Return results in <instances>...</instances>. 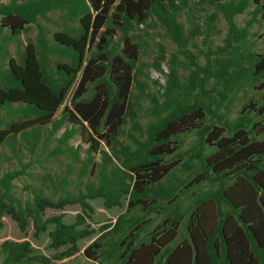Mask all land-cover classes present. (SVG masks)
<instances>
[{
	"label": "trees",
	"instance_id": "trees-1",
	"mask_svg": "<svg viewBox=\"0 0 264 264\" xmlns=\"http://www.w3.org/2000/svg\"><path fill=\"white\" fill-rule=\"evenodd\" d=\"M191 1L11 0L0 4V32L8 29L4 43L32 23L38 28L37 44L25 46L20 62L9 59L0 86V107L25 117L0 128V143L16 134L36 137L40 127L55 124L61 111L62 118L78 125L79 131L89 129L99 139L89 137L88 161L95 165L92 153L101 158L96 183L57 198L38 189H32V197L26 199L16 193L14 181L27 173L24 164L0 173V227L9 216L20 231L31 226L34 236L47 233L54 251L46 255L27 239H5L0 242V264H53L79 253V241L92 235L81 252L89 264H264V34L261 52L252 49L247 38L257 14L264 16L263 1L193 0L213 5L223 14L228 25L225 45L208 48L204 65L183 49L188 60L186 83L171 66L161 103L146 90L137 69L142 34L148 35L139 26L159 20L178 47L184 48L187 38L178 14ZM250 5H254L252 17L239 28L234 18ZM55 9L77 19L78 25H66L49 41L38 18ZM117 33L121 45L114 41ZM49 54L67 60L58 61L53 69L48 66ZM157 61L156 68L163 71ZM210 79L213 86L205 88ZM89 85L93 92L86 96ZM244 85L260 96L249 98L230 118L236 92ZM133 86L155 108L145 126L130 109ZM127 119L131 124L126 141L120 140ZM186 134L198 138L189 150L190 159L200 160L204 179L214 185L209 190L197 191L195 179L181 190L172 180L184 155L178 152L177 137ZM99 141L111 153L100 148ZM188 161L184 169L190 166ZM109 162L112 166L107 170ZM178 192L188 199L187 205ZM92 199H101L105 208L122 207L123 199L126 204L114 221L95 230L86 224ZM72 204H79L82 211L72 222L62 214L47 213ZM153 212L160 221L148 230L152 220L146 217ZM184 219L186 236L169 247Z\"/></svg>",
	"mask_w": 264,
	"mask_h": 264
},
{
	"label": "rangeland",
	"instance_id": "rangeland-1",
	"mask_svg": "<svg viewBox=\"0 0 264 264\" xmlns=\"http://www.w3.org/2000/svg\"><path fill=\"white\" fill-rule=\"evenodd\" d=\"M10 1L0 0V4H7ZM262 1L264 3V0ZM253 10L254 5H250L246 12L235 16L234 22L239 28L243 27L245 22L252 17L251 12ZM65 14L67 13L55 9L50 11L46 18H38L39 24L44 28L46 39L52 41L53 34L64 30L66 25L74 27L78 25L77 19L71 20L65 17ZM212 14H214L213 17H211ZM178 21L182 24L187 38L184 48L178 47L167 32L166 27L159 20H156L152 26L146 23L139 26L148 35L142 34L144 41L141 43L137 69L140 73V79L145 82L146 90L158 99V103L163 101L167 72L171 66L177 69L181 82L183 84L186 83V75L188 73L186 65L188 60L186 54L183 53V49L195 55V61L200 65H204L206 63L205 51L208 48L215 49L217 46L225 45L224 38L228 33V25L223 14L220 11H216L215 6H208L207 3L200 4L192 0L189 6L178 14ZM37 32V25L32 23L20 34L8 38L5 43L4 40L8 36V29L5 28L0 32V46L2 43L4 44V48L0 50V86L7 77L9 59L13 58L15 63L20 62V54L25 46L29 42L37 44ZM137 32L139 30H135V33ZM262 34H264V16L259 13L247 35L249 41L253 43L252 49L256 50V52L262 51ZM114 41L121 45L120 33L116 34ZM116 48L119 50L120 47L117 46ZM66 60V58L49 54L48 66L55 69L58 61ZM156 61L160 63V68L163 71L156 68ZM200 76H203V73ZM212 86L213 79H210L206 82L205 88ZM92 92V86L89 85L86 96H91ZM71 93L72 91H70L64 104L69 105ZM131 94V112L134 114V118L142 126H145L153 118L155 109L153 102L150 98L139 96L136 86H133ZM258 96H260L259 93L251 90L248 85L242 86L236 92L230 118H235L239 114L242 106L248 102L249 98H258ZM12 107L17 108L18 104L14 103ZM23 118H25L23 115L8 113L4 107H0V128L6 127L11 122L20 121ZM56 118L55 124L40 127L36 137H33V133L27 138L21 136V134H16L8 141L0 143V173L14 168H21V164L27 166V173L14 181V190L22 199L31 198L32 189H38L52 198H57L66 193L77 194L80 191H85L87 185L96 183L99 179L100 155L92 153L95 165L88 161L89 137L93 136L95 140L99 139L89 129L84 128L83 133L79 131L78 125H74L62 118L61 111ZM130 124L129 119H127L123 126L124 135L119 137L120 140L126 141L125 136ZM28 132L31 131L29 130ZM177 140L180 143L178 152L184 155L179 159L180 163L174 170L175 175L172 180L181 190H185L184 186L189 181L193 183L194 179L198 181L194 185L197 191H206L213 188L214 185L204 179L200 160L196 158L190 159L191 153L189 150L198 141L197 136L195 134L180 135ZM99 147L111 153L109 146L105 142L99 141ZM112 159L114 163L117 162L114 157ZM187 159L189 160L187 163L190 166L184 169L185 167L183 168L182 165ZM111 166L112 163L109 162L107 170ZM178 194L184 201L183 204L187 205L188 199L183 197L180 192ZM88 204L91 205L92 211H87L86 224L90 228L98 230L101 224L115 220V217L123 211L126 200L123 199L122 207L105 208L101 199L88 200ZM80 212L82 211L79 204L67 205L63 211L47 210V213L51 215H64V220L67 222L74 221L76 213ZM146 219L152 220L148 228V230H151L160 221V215L153 212ZM185 224L186 220L184 219L179 226L176 238L170 243L169 247H174L186 236ZM92 236L79 241L81 248L79 253L62 261H56L53 264H89L81 252L84 246L92 241ZM5 239H27L32 243L36 251L46 255L54 253L53 249L48 246L47 233L34 236L31 226L25 231H20L17 224L9 216L3 218V225L0 227V242Z\"/></svg>",
	"mask_w": 264,
	"mask_h": 264
}]
</instances>
